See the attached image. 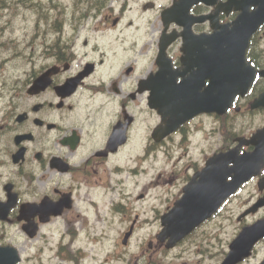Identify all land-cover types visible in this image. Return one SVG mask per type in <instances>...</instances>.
Segmentation results:
<instances>
[{
  "label": "flooded vegetation",
  "instance_id": "af4514ba",
  "mask_svg": "<svg viewBox=\"0 0 264 264\" xmlns=\"http://www.w3.org/2000/svg\"><path fill=\"white\" fill-rule=\"evenodd\" d=\"M152 1L156 6L150 12L158 11L161 20L163 11L177 0H149L143 7H154ZM123 10L117 16L104 11L87 21L49 18L46 27L37 28L43 63L34 65L27 78L8 91L0 110V264H84L81 260L95 264L88 257L73 256L64 239L46 229L61 223L66 231L70 230L73 218L79 217L71 215L78 211L74 208L77 197L102 201L112 195H134V180L129 185L124 170L135 164L137 127L143 137L139 147L142 151L167 150L169 143L188 150L179 158V173L174 172L176 176L163 183L170 186L173 203L217 151L237 146L238 138L242 156L256 149L253 137L264 128V108L252 110L251 104L264 94V77L257 76L247 95L236 97L221 118L200 115L159 143L152 132L157 126L165 127L166 120L151 109L150 101L160 89L166 104L171 99L169 89L183 83L196 92L192 95L189 88L182 99H197L199 92L215 99L216 54L219 42L229 35L216 32L220 27L231 29L241 15L243 25L262 23L250 38L246 57L257 71H264V12L260 2L196 0L189 10L193 20L190 33L172 23L166 35L175 32L176 39L168 45L163 59H159L162 22L155 42L137 48V35L129 31L134 22L127 21ZM51 68V85L39 94L29 95L30 85ZM159 72L162 74L157 75ZM205 121L213 125L210 131L203 126ZM202 127V159L183 161L191 151L192 136L198 135ZM256 141L264 143V134ZM263 179L264 171L243 184L240 197L243 199V188H250L254 199L250 201L264 198L260 186ZM259 210L258 220H262L264 207ZM137 219L135 216L125 226L126 232H132L128 244L143 227ZM58 230L63 231L61 225ZM146 243L153 253L141 249L121 264H200L193 257L164 256L165 245L152 238ZM120 261V257L115 262L105 259L102 264ZM263 263L264 237L242 264Z\"/></svg>",
  "mask_w": 264,
  "mask_h": 264
},
{
  "label": "rangeland",
  "instance_id": "374dc122",
  "mask_svg": "<svg viewBox=\"0 0 264 264\" xmlns=\"http://www.w3.org/2000/svg\"><path fill=\"white\" fill-rule=\"evenodd\" d=\"M8 3L4 10L0 12V22L5 23L7 26V29L4 32L9 35L14 34V40H16L19 45L28 46L34 42V39H32V36L36 35V29L37 26L41 27V24L43 22H38L37 20V13L34 8H27L26 2L22 1L21 3L18 1L20 0H7ZM56 1V0H55ZM74 0H58V2L61 5L67 6V13L70 15L71 8L73 6ZM115 1H124V0H115ZM36 2L39 4L46 5L48 3V0H36ZM19 5L17 11H15V7ZM114 10L117 11V4H112ZM129 19L136 20V24L139 25L141 28L143 26V19L145 21L147 20V16L139 15L137 12V9L135 8V5H131L128 7L127 12L125 14ZM154 21V17H152ZM37 20V25L35 27ZM32 50V48H31ZM31 52L29 51L30 54ZM30 59V58H28ZM28 59L25 61L24 67L28 64ZM3 71H5V68H3ZM1 82V80H0ZM199 146L197 149L192 148L191 149V156L187 161L189 160H199L202 156L201 147L203 145V142L201 141V136L199 137ZM218 146V144H217ZM178 154V153H176ZM179 155H177V158ZM176 158V161H177ZM178 167H180V164H177ZM170 170V167H166L161 154H157L156 157H152L150 162H147L145 165V172L141 175L144 176H138L136 178V183H145L144 180L145 177H148L150 181L154 178H158L160 174H162V178L158 181L161 183L160 187H154L149 191V194L147 196V201L143 203V207H147L151 205L152 207L157 204L155 200H160V203L158 207L154 210V212L161 210L166 206V199L170 200L171 195L168 192V189L165 186H162V182L165 181V174ZM140 175V174H139ZM234 202H237L235 200ZM240 210V204L237 208V212L234 214L227 213L229 216V221L224 222L223 229L224 230L221 234H217L216 224L217 220L214 221L211 224H208L205 226L200 234H197L194 239L198 242L197 250H199L202 254L197 253L195 255L192 254V256H198L199 258L203 259V261L207 264H217L225 255L227 252V246L229 244V241L233 238L235 235L236 227L237 225L233 222V216ZM134 213L135 211H131ZM156 220V216L153 214H146L141 216V222L144 223L146 220ZM196 251V248L193 250ZM181 252V251H180ZM177 253V252H176ZM186 253H190V251H186ZM178 256V254L176 255ZM209 258V259H208Z\"/></svg>",
  "mask_w": 264,
  "mask_h": 264
},
{
  "label": "water",
  "instance_id": "95a60500",
  "mask_svg": "<svg viewBox=\"0 0 264 264\" xmlns=\"http://www.w3.org/2000/svg\"><path fill=\"white\" fill-rule=\"evenodd\" d=\"M251 33V30L248 32V37ZM236 35H238L236 37ZM247 37V39H248ZM246 40H244L243 51L240 49L242 40L240 33H237V30L232 32V49L231 54L233 57H236L239 52L244 53L246 47ZM243 73V88L241 86H232L230 89V96L228 95L226 101L220 103L218 100L215 103H212V111L222 112L228 106H230L232 99L239 93L243 94L248 90L252 80L255 77V73L249 72L248 77H245ZM222 89V88H217ZM264 106L260 100L254 104V107ZM240 157L233 155H224L223 157H216L211 165L214 167L215 183L214 186L215 194L209 199H197L194 200L197 204L194 205L193 210L189 215H184L186 223H189V227L197 225L199 222L210 216L209 211L217 210L218 207L223 203L225 198L233 193L237 187L241 184L242 175L243 180L249 179L252 175H255L258 171L257 167L253 164L257 160L252 157H243V167L241 166ZM233 164L232 167H229L230 164ZM262 165V164H261ZM261 165L259 167H261ZM232 178L231 181H228V178ZM180 206V205H179ZM179 206L173 211L172 215L178 217ZM258 206V205H257ZM190 229V228H189ZM188 232H180V234L185 235ZM253 233L251 232H242L240 236L232 243L231 251L225 261V264H236L243 259V252L247 246L252 243ZM256 241V240H254ZM254 243V242H253ZM247 255V254H245ZM244 255V256H245Z\"/></svg>",
  "mask_w": 264,
  "mask_h": 264
}]
</instances>
